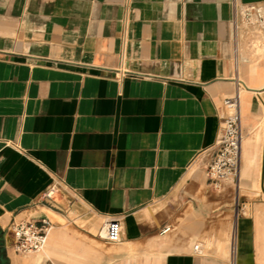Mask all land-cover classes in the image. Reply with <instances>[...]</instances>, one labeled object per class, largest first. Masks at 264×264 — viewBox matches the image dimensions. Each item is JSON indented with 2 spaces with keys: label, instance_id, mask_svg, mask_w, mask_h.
Here are the masks:
<instances>
[{
  "label": "crops",
  "instance_id": "crops-1",
  "mask_svg": "<svg viewBox=\"0 0 264 264\" xmlns=\"http://www.w3.org/2000/svg\"><path fill=\"white\" fill-rule=\"evenodd\" d=\"M235 2L264 7L0 0L8 264H264V37L248 46L255 29ZM236 76L246 84L240 179L215 190L205 168ZM43 218L52 223L45 249L16 253L12 224ZM115 218L123 234L112 243L100 232Z\"/></svg>",
  "mask_w": 264,
  "mask_h": 264
},
{
  "label": "built area",
  "instance_id": "built-area-1",
  "mask_svg": "<svg viewBox=\"0 0 264 264\" xmlns=\"http://www.w3.org/2000/svg\"><path fill=\"white\" fill-rule=\"evenodd\" d=\"M235 11L240 15L242 22L248 29H255L264 32V7L259 4H246L239 9L234 3ZM238 8V9H237ZM235 27H238L234 20ZM235 92L221 102L222 126L217 141L212 146V157L206 165L207 184L215 189L221 190L225 184L232 183L235 187L240 179V163L242 153V130H241V92L246 84L238 76L235 77ZM59 185L54 183L41 196V201L51 200ZM52 223L49 219L43 218L40 224L30 220L18 221L12 224L11 229L14 235V250L21 255L40 253L45 249L47 237ZM171 226H164L160 234L170 231ZM105 236L101 237L118 242L122 238L123 225L120 219H110L102 228ZM101 230V231H102ZM195 249L200 251L199 245ZM237 246L232 245V253L235 255Z\"/></svg>",
  "mask_w": 264,
  "mask_h": 264
},
{
  "label": "rangeland",
  "instance_id": "rangeland-1",
  "mask_svg": "<svg viewBox=\"0 0 264 264\" xmlns=\"http://www.w3.org/2000/svg\"><path fill=\"white\" fill-rule=\"evenodd\" d=\"M254 31H258V30H250L249 36H247L248 37V46L251 47V48L256 47L258 45V43H259V39L261 37H264V36H254L255 35ZM258 35H261V34L259 33ZM180 223H181V219H180ZM175 232L176 231H172L171 233H167L165 238H169L170 234H173ZM160 239H162V237H160ZM112 243H114V242H112ZM19 255H21V254H19ZM37 255H39V253ZM21 256H24V255H21Z\"/></svg>",
  "mask_w": 264,
  "mask_h": 264
},
{
  "label": "water",
  "instance_id": "water-1",
  "mask_svg": "<svg viewBox=\"0 0 264 264\" xmlns=\"http://www.w3.org/2000/svg\"><path fill=\"white\" fill-rule=\"evenodd\" d=\"M1 234L2 232L0 230V246H1V251H2V255L0 256V261L2 264H8V260L4 257L3 239H2Z\"/></svg>",
  "mask_w": 264,
  "mask_h": 264
},
{
  "label": "bare ground",
  "instance_id": "bare-ground-1",
  "mask_svg": "<svg viewBox=\"0 0 264 264\" xmlns=\"http://www.w3.org/2000/svg\"><path fill=\"white\" fill-rule=\"evenodd\" d=\"M101 235H102V236H105V232H104V230L101 231Z\"/></svg>",
  "mask_w": 264,
  "mask_h": 264
}]
</instances>
